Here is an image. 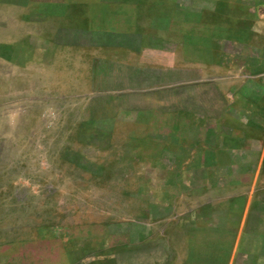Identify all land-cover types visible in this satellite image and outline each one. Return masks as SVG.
I'll return each instance as SVG.
<instances>
[{"label":"rangeland","instance_id":"1","mask_svg":"<svg viewBox=\"0 0 264 264\" xmlns=\"http://www.w3.org/2000/svg\"><path fill=\"white\" fill-rule=\"evenodd\" d=\"M55 1L0 0V264L224 263L226 246H183L149 219L174 124L125 112L146 100L113 89L108 53Z\"/></svg>","mask_w":264,"mask_h":264},{"label":"crops","instance_id":"2","mask_svg":"<svg viewBox=\"0 0 264 264\" xmlns=\"http://www.w3.org/2000/svg\"><path fill=\"white\" fill-rule=\"evenodd\" d=\"M53 6L108 53L113 89L146 100L140 110L126 98V113L174 124L177 144L153 157L164 172L152 183L157 197L142 194L149 219L187 236L183 246H226L222 264H264V0Z\"/></svg>","mask_w":264,"mask_h":264}]
</instances>
